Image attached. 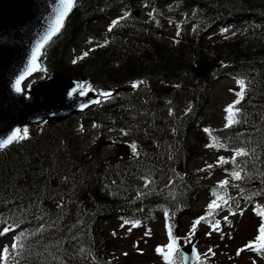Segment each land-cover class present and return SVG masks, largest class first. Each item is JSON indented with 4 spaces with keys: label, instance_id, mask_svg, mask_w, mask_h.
Segmentation results:
<instances>
[{
    "label": "trees",
    "instance_id": "trees-1",
    "mask_svg": "<svg viewBox=\"0 0 264 264\" xmlns=\"http://www.w3.org/2000/svg\"><path fill=\"white\" fill-rule=\"evenodd\" d=\"M135 7L152 11L142 22L129 13ZM120 13L118 27L94 29L96 19ZM78 38L93 47L69 65L64 56ZM43 59L48 71L68 74L99 92L120 89L74 124L126 132L130 124L144 140L149 131L156 133L148 138L156 139L109 161L97 147L72 146L83 141L70 130V119L47 125L53 132L49 141L26 135L0 150V233L11 228L17 239L5 264H107L112 242L107 220L146 225L161 209L190 211L187 205L202 194L203 185L187 172V164L205 148L233 153L230 168L243 179L238 187L263 199L264 183L257 178L264 174V0H76ZM195 61L213 64L212 74L195 78L189 71ZM219 78L244 80L245 89L236 105L238 122L212 128L204 108ZM190 134L197 136L194 145ZM47 145L54 152H47ZM240 150L247 155L237 156ZM61 156L70 161L68 168ZM135 180L147 193L130 200V191L140 189ZM163 183L167 186L158 189ZM83 192L89 200H81ZM55 220L62 225L47 224Z\"/></svg>",
    "mask_w": 264,
    "mask_h": 264
},
{
    "label": "rangeland",
    "instance_id": "rangeland-1",
    "mask_svg": "<svg viewBox=\"0 0 264 264\" xmlns=\"http://www.w3.org/2000/svg\"><path fill=\"white\" fill-rule=\"evenodd\" d=\"M108 23L110 21L99 20L96 25L98 28L103 29ZM81 43L82 46H85L87 41L81 39ZM40 79H42V76L36 75L33 81ZM235 89L234 82L228 79L216 81L211 86V100L204 111L207 122L211 126L219 127L225 123V106L234 99ZM84 129L94 130L95 138L102 144H107L109 140L122 137L118 133L105 131L102 128L98 130L97 126L90 123ZM73 130L75 131V126ZM46 136L48 137V139L45 137L47 141L53 139L49 134ZM196 137L195 135H190L188 138L190 145L195 144L194 139ZM135 140V137L132 136L131 142ZM135 142L140 144L144 140ZM125 144L127 143L123 139H119L117 141L115 140L112 146L109 145V151H112L113 159L122 157L127 153L128 145ZM61 145H63V141ZM76 145L83 146V144ZM147 145L151 146V142L147 141ZM88 148L86 146L85 149ZM120 151H123V153H120ZM67 153H72V151H68ZM218 161L219 154H214L212 150L205 148L196 162L192 161L187 165L188 171L197 173L196 176L200 178L207 177L208 181L212 184H217L223 180H228V182L232 181L233 179L227 174L225 175L226 179H223L222 175L217 172L222 169V164L218 163ZM198 169H203V172H197ZM213 199V197L203 194L196 199V203L193 205V211L189 216H179L174 236L176 244L179 246L189 244L192 241L190 239L193 237V234L196 235L195 248L199 254V258L193 264H200V262L206 264V262H211L212 259H214L216 264H264V259L250 257L247 252L248 248L245 247L249 242L254 241L258 235L261 219L255 213H252L251 208L248 206L238 205L235 208L229 207L228 205L234 206L236 204L231 194L227 198V204L224 203L225 200L220 199L221 208L215 209L211 216L206 215L211 224L219 221V230H214L209 223L201 221L197 225L195 232L193 233L191 231L193 222L196 221L194 218L196 216H203L204 214L202 213H205V210L209 212L208 206ZM233 212L235 214L232 215ZM225 217H227V220H225ZM111 227H114V230L117 231H122L125 228V226H118L117 224H111ZM129 230H131L129 233L126 232L125 236L112 244L109 257L112 261L109 264H162V257L159 255L157 249L163 247L166 250V246L170 243L166 226L163 225V218L157 217L152 225L148 224L145 227L143 231L144 235L149 236V238L143 236L141 233L134 234L131 228ZM130 234H134V238H131ZM9 243L10 238L7 237L3 242H0V250L8 247ZM241 249L243 251H239Z\"/></svg>",
    "mask_w": 264,
    "mask_h": 264
},
{
    "label": "water",
    "instance_id": "water-1",
    "mask_svg": "<svg viewBox=\"0 0 264 264\" xmlns=\"http://www.w3.org/2000/svg\"><path fill=\"white\" fill-rule=\"evenodd\" d=\"M39 1L0 0V141L7 140L23 124L43 118L58 120L71 112H79L94 98L92 93L74 96L79 86L57 73H51L46 81L34 85L28 92L21 90L22 82L29 75L33 54L37 58L44 45L59 32L45 40L63 10V0H42L55 14L40 10ZM37 46H40L38 52ZM204 68L206 72L208 67ZM18 79L19 92L16 91Z\"/></svg>",
    "mask_w": 264,
    "mask_h": 264
},
{
    "label": "snow or ice",
    "instance_id": "snow-or-ice-1",
    "mask_svg": "<svg viewBox=\"0 0 264 264\" xmlns=\"http://www.w3.org/2000/svg\"><path fill=\"white\" fill-rule=\"evenodd\" d=\"M63 4H64L63 10L61 11L60 15L57 17V21H56L55 26L51 29V31L45 37V40L49 39L52 35H54L56 32L59 31L60 27L62 26L64 17L67 15L68 11L73 6V0H63ZM117 23H118V21H114L113 25L110 26L109 31H111V28L113 26H115ZM39 47L40 46H37V52L39 51ZM35 60H36V54L34 53L33 54V58H32V64L30 66V70H34L35 69V67H36ZM21 79H22V77H21ZM19 83H20V80L18 79L17 80V86H16V91L17 92L20 91ZM237 83L240 85V91L236 93L237 99L232 104L228 105L225 108L227 126H231V124L238 122L235 119L236 112H238V109H236V105H238L240 103V100L243 98L244 89H245V81L244 80H238ZM137 86H138L137 84L133 85V87H137ZM100 95L102 97H104V98H108V97L111 96V93L102 92ZM26 135H27V130L26 129L24 130V135L23 136L19 135V130H18L17 132H14L13 135L11 137H9L7 140L0 141V148H3L5 146H7V144L11 143L15 139H24L26 137ZM212 146H215V141L212 144L206 145V147H212ZM221 147H222V145H221ZM132 149H133V152L135 153V151H136V145L135 144L132 145ZM236 155L237 156L247 155V153H245L243 150H240V151L236 152ZM226 162L227 161H225L224 158H222V157L219 158L218 163L223 164V163H226ZM231 175L233 176L234 179H237V180H239L241 178L239 171H233L231 173ZM227 184H228L227 181H222L220 183L219 187L223 188ZM217 199L219 200L221 198L219 196H217ZM224 203L227 204V200H225ZM219 207H220V204H218L216 201L211 202L209 204V206H208V209H209L208 215L211 216L213 214V211L215 209H218ZM257 214L260 215L261 217H264V211H260ZM225 220H227V217H225ZM201 221H204L205 223H209L210 226L214 230H219V221H217L215 224H211V222L208 219V216H204V217H200L199 219H197L196 221L193 222V226H192V230H191L193 233L195 232V229H196L197 225H199L201 223ZM125 223L127 224L129 222L125 221ZM137 226H138V222H135V223L132 224V227H137ZM8 231H12V229L11 228L5 229L4 233H0V234H5ZM168 235H169L170 243L166 246L167 251H165V249L163 247L158 248L157 251H159V252H161L163 254V258L165 259L167 264H175V260L173 258V254L179 255V256H181L182 260L187 261L188 257L182 256V254H180L179 250L176 248V241H175V238L172 236L170 227H169V230H168ZM245 247L248 248V249L264 252V223H262L260 225V227L258 228V235L256 236L255 240L249 242ZM239 251H243V249H241ZM3 252L6 255L7 252H8V249L5 248L3 250ZM198 258L199 257H197V259Z\"/></svg>",
    "mask_w": 264,
    "mask_h": 264
},
{
    "label": "bare ground",
    "instance_id": "bare-ground-1",
    "mask_svg": "<svg viewBox=\"0 0 264 264\" xmlns=\"http://www.w3.org/2000/svg\"><path fill=\"white\" fill-rule=\"evenodd\" d=\"M39 9L40 10L46 9L49 11L50 14H55L52 9L45 7L42 0L39 1ZM251 200H252V197L248 194H242L239 198V201L241 204H249L251 202ZM206 264H208V263H206Z\"/></svg>",
    "mask_w": 264,
    "mask_h": 264
}]
</instances>
